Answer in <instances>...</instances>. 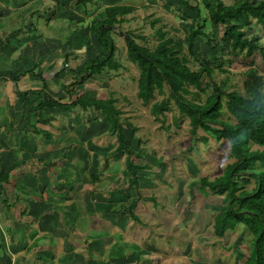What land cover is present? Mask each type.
Here are the masks:
<instances>
[{
    "label": "rangeland",
    "instance_id": "rangeland-1",
    "mask_svg": "<svg viewBox=\"0 0 264 264\" xmlns=\"http://www.w3.org/2000/svg\"><path fill=\"white\" fill-rule=\"evenodd\" d=\"M109 1L111 0L99 4L96 0L78 3L80 18L65 16L67 14L62 11L60 18L56 16L53 21L44 24V27L40 25V33L37 31L38 27L31 28L26 30L27 35L22 30L19 32L22 35L6 40L2 35L3 30L10 28L11 31L15 26L17 32L21 29H18L21 21L15 17L21 19L23 16L13 14L12 27L9 21H4V15L0 18V76L9 78L12 71L15 72L18 68L20 58L28 62L24 69L32 71V62H39L38 57L43 54L45 63L40 70L44 71V77L48 79L45 81L48 92L53 91L66 99L67 93L61 89V85L71 82L70 88L75 94L114 97V105L120 110L118 116L124 125V136L129 139L131 148L135 152L138 150L137 155H130V160L144 166L135 169L138 182L134 185L127 184V178L132 173L124 166L125 153L115 151L118 140L114 131L107 129L108 122L103 117L90 121L93 118L91 116L98 114L97 111H90L89 108L82 110L79 106L72 109L51 107L42 109L41 115L37 117L33 115L31 106L25 105L28 107L26 111L20 98L14 94L12 104L0 109V118L3 114L7 118L5 123L0 119V170L6 164L10 167L3 169L8 181L15 175V165H21L20 158L15 164L2 165V161H5L2 157L5 149L2 133L11 131L14 134L12 151L17 152V156L21 154V149L29 153V157L26 154L28 167L25 165L28 172H23L28 175L23 176L24 181L17 182L18 186L23 185L28 195L21 196L37 201L35 212L55 207L59 214L57 218L60 219L49 230L45 225L49 218L42 217L37 231L43 234L48 230V234L60 238L61 242L56 239L50 243L52 238L48 239L38 258L34 255L36 239L30 237L28 264H101L111 255V247H115L113 253H116V249L121 253H116L109 264H242L249 253L251 233L245 225L237 222L234 226L227 227L221 235L215 234L212 228L213 216L225 206L227 194L215 193L200 182L202 176L211 179L219 175L224 165L233 159L229 154L228 141L217 139L211 132L200 127L196 128L195 133H191L188 117L178 111L172 99L165 110L152 114L149 111L150 104L159 100L162 94L155 91L154 97L145 103L141 101L136 94L139 69L135 62L129 60L125 50V31L133 35L135 42L149 48L157 41V27L173 39H184L188 27L194 24L192 11L186 5L177 4L176 0H119L133 6L109 32L115 44L114 57L121 65L117 69L94 74L83 82L73 81L72 71L79 68L82 59L101 51L92 30L87 28V23L90 18L100 17L99 11H94L101 5L111 3ZM196 1L188 0L190 4ZM223 1L229 3L233 0ZM69 5L74 8L72 3ZM200 7L204 18L205 10L201 5ZM204 20L202 30L216 45L207 44L205 36L197 35L193 46L196 57L187 52L185 45L179 54L184 56L185 62L192 69H197L206 59L212 71L202 75L206 84L203 92L198 91L196 97L187 93L185 96L202 100L209 93L212 82L242 95H250L254 87L263 90L264 54L255 50L246 55L241 50L231 49L228 37L223 34L227 24L213 23L206 18ZM228 24L244 28L246 35L254 34L256 41L264 44V25L254 19L248 22L231 20ZM6 44L9 48H4ZM54 48L56 59L54 53H48ZM44 49L46 50L43 52ZM15 56L18 57L15 59ZM55 68L56 73H53ZM20 75L22 74L17 75L18 78ZM10 84L13 85L12 81ZM0 90H5L4 85H1ZM166 93L167 85L164 84L163 94ZM219 117L235 121L223 102ZM34 121L37 126H49L56 140L49 143L51 134H43V130L47 129L37 127L33 124ZM6 125L13 126V129L6 128ZM26 126L34 127L30 129L34 134L30 133L28 138L22 132ZM50 126L62 128L57 130ZM127 126H132L133 129ZM22 136L25 140L21 145ZM253 148L260 146L249 142V149ZM84 149L87 151L85 161L82 160ZM92 173L98 178L93 179L90 175ZM44 177L46 185L41 190ZM64 179L71 184L68 186L69 183ZM1 182L5 180L0 179ZM252 185L251 178L244 187L249 189ZM135 199L133 219L126 213L116 214V209L123 204L121 202L129 204ZM65 208L73 211L70 212L74 218L72 222L65 221ZM79 210L94 216L91 222H87V228L90 223L92 230L98 232L95 236L102 234L104 237L107 234V242L89 249L92 248L91 244L84 236L86 216ZM98 240H101L100 236ZM117 244L121 245L120 249L116 247ZM3 253L0 245V254ZM118 254H123L121 258L124 259L118 258Z\"/></svg>",
    "mask_w": 264,
    "mask_h": 264
},
{
    "label": "trees",
    "instance_id": "trees-1",
    "mask_svg": "<svg viewBox=\"0 0 264 264\" xmlns=\"http://www.w3.org/2000/svg\"><path fill=\"white\" fill-rule=\"evenodd\" d=\"M85 1L91 0H74V4H83ZM176 3L186 5L194 16V24L188 27L184 39H173L157 27L155 29L157 41L152 48H149L135 42L130 32H124L126 55L139 69L136 94L144 103L154 97L155 91L162 94L159 100L151 102L149 111L152 114L165 110L172 99L178 111L188 117L191 133H195L196 128L200 127L204 131L211 132L215 138L228 141L229 154L233 159L224 165L219 175L211 179L205 176L200 178V182L209 190L227 194L225 206L213 216L212 228L215 234L221 235L227 227H232L237 222L245 225L251 233V243L248 256L242 264H264V89L254 87L250 95H242L233 89L225 90L221 85L212 82L209 93L202 100L188 98L185 96L186 93L196 97L198 91L205 90L206 84L202 75L210 74L212 70L206 59H201L203 61L197 69H192L185 62L184 56L179 54L185 45L187 52L192 57H196L193 46L197 35L205 36L207 44L216 45L202 30L206 18L213 23L227 24L223 34L228 37V45L231 49L241 50L246 55L259 50L263 55L264 44L256 41V35L248 36L244 28L229 25L228 22L231 20L248 22L254 19L264 25V0H233L229 3L223 0H197L194 4H190L188 0H176ZM200 5L205 10L204 18L201 16ZM132 8L131 4L126 3L105 5L99 11L100 17L89 19L87 28L92 30L101 51L82 59L79 68L72 71L73 81L83 82L94 74L117 69L121 65L114 57L115 44L109 32L123 20L122 15ZM25 72L26 70L20 73L12 71L9 78L0 76V82L12 81V91L20 98L23 106H31L35 116H40L43 108L51 107L72 109L74 106H79L82 110L89 108L90 111H98L108 122L107 129H112L118 140L115 151L121 150L125 153L124 166L132 173L127 178V184L134 185L138 182L135 169L144 166L130 160V155H137L138 150L135 152L130 146L129 139L124 136V125L118 116L120 110L114 105V97L75 94L70 88L72 83L67 82L61 85V89L67 93V98L63 99L45 90L46 77L42 75L44 71L40 70L36 75L41 80L39 89L42 93L30 98L29 93L35 92V89L19 88L15 84L18 80L17 75ZM53 73H56V68ZM164 84L167 85L166 94H163ZM222 97H224L223 101ZM221 102L234 117V122L219 117ZM127 127L133 129L132 126ZM201 137L206 139L205 136ZM249 142L260 148L249 149ZM90 175L93 179L98 178L94 173ZM7 178V173L0 170V179L7 181ZM251 178L253 185L247 189L244 184ZM64 181L68 182L67 179ZM68 183L69 186L71 182ZM136 200H132L128 205L119 206L116 214L127 213L134 218L132 210L136 206ZM104 264H109V259Z\"/></svg>",
    "mask_w": 264,
    "mask_h": 264
},
{
    "label": "crops",
    "instance_id": "crops-1",
    "mask_svg": "<svg viewBox=\"0 0 264 264\" xmlns=\"http://www.w3.org/2000/svg\"><path fill=\"white\" fill-rule=\"evenodd\" d=\"M102 1L105 2V0H96V3L99 4V2H102ZM109 2H111V3L105 4V5H109V4H113V3H124V2H120L119 0L118 1L117 0H111ZM70 3L73 4L74 8H70V5H69ZM60 4L61 5L64 4V5L61 6ZM104 6L101 5V7L97 8L94 12L96 13L97 11H100ZM62 11H64L67 14L65 16L70 15L72 18L75 16H76V19L80 18V17H78L79 16L78 15V5H74V0H0V12H1L0 18H2V15H4L3 19H4V21L5 20L9 21V24L11 25L10 27L13 26L11 24L12 19H13V14H18L19 16L20 15L23 16V17H21V19H20V17H17V16L15 17L16 19H19L21 21V23L19 24L21 26L18 27V29L19 28H21V29H19L17 32H16L15 26L13 27V30H11V31H9L10 28L3 30L2 35L5 36L4 40H6V38L16 37V35H22V34H19V32H21L22 30H25L24 34L27 35L28 33L26 30L31 29V28H36V27H38L37 31L40 33L39 26L42 25V27H44V24H46L49 21H53L52 19L55 18L56 16H58L60 18ZM70 13H73V14H70ZM6 27H8V26L6 25ZM38 35H40V34H38ZM4 48H9V47L6 44L4 46ZM45 50L46 49H44L43 52ZM48 53H50V54L54 53V56H55L54 59H56L55 48L52 49L50 52L48 51ZM48 53H45V54H48ZM94 54H96V53H94ZM9 56H11V54ZM44 56L45 55L42 54L38 57L39 62H36V61L32 62V66L34 65V68L32 71L27 72V70L24 69L25 65H27L28 62L22 60L21 58L19 59L20 64L17 65L18 68L15 69L16 73L22 72L23 70H26V72L23 73L22 75H20L18 78V81L20 80L21 83H18V81H16V83H18L17 86H19V88L29 87V88L35 89L37 91V93H36V91L30 92V93H32V94L29 93L30 98L35 97L37 94L41 95V93H42L39 89V87L41 85V80L38 78V76L36 74L40 71V68L45 63V60L43 61ZM16 57H18V56H15V59H16ZM15 59L12 58V62H14ZM9 64H10V59H9ZM22 64H23V66L20 67V65H22ZM14 65H16L15 62H14ZM42 75L44 76V74H42ZM47 80L48 79H46V81ZM1 85H4L5 90L4 91L0 90V109L6 107V105H8L10 103L12 104V98L14 96V93L12 91V85L10 84L9 80L1 81L0 82V89H1ZM46 87H48V86H46ZM6 88H7V90H6ZM45 90L47 91L48 88H46ZM49 92H51V94H55L53 91H49ZM57 96H59V95H57ZM23 107L27 111L28 107L27 106H23ZM47 109H49V108H47ZM32 113L34 115V111H32ZM91 117H93V118L90 121L93 122L94 121L93 119L98 120L101 117V115L98 112V114H96V115L94 114ZM0 119H3L4 123H5V121H7V118L4 116V114L1 115ZM33 124H35L37 126L36 121H34ZM27 125H30V123ZM5 127L6 128L12 127V129H13V126H7L6 125ZM37 127L47 129L46 131L45 130H43V131L47 132L48 133V134L46 133L47 135L51 134L52 138L50 137L51 139H48L49 143L51 140H56V138H53L54 134H53V131L49 128V126H37ZM50 127H54V129H57V130H61V128H62L61 126H50ZM71 127L73 128V126H71ZM33 128L34 127L29 128V126H26L25 131H22V132L23 133L25 132V134L27 135V138H28L30 133L34 134L33 132L30 131V129H33ZM77 129H79V128H77ZM25 134L24 135L22 134V135L25 137ZM13 135L14 134L11 131H6V132L2 133V136H4V138H5V145H4L5 149H3V154H2V157L4 158L5 161H2L3 162L2 165H4L5 163L15 164L18 162L17 159H19V158H20L19 160H20L21 165H18V164L15 165L14 168H16V172H15V175L10 178V180L0 183V245L4 251L3 255L0 254V264H28V261H27L28 258L27 257L30 255V253L28 252L29 243L31 240L30 237L32 239H36L35 243L37 245L35 247L36 252H34V255L38 258L41 257L39 252L42 251L43 244H45L48 241V239L52 238L49 241L50 243H51V241L56 240V239H58V241L61 242L60 238H58L56 236L52 237L51 234H48L49 233L48 230L46 232H44L43 234H40L37 231L38 227H40V220H42V217H48L49 218V222L47 224H45L46 226H48L49 230L54 228L53 224L54 225L57 224V222H59L60 219L57 218V217H59V214L57 211H55V207L50 208V209H46L43 211H36L35 212V208H36L35 204L37 201L21 196V195H24V196L28 195V193H26L28 191L25 188H23V185L20 184V186H18L17 182H18V180H20V182L24 181L23 176L26 177L28 175V173H23V172L25 170L28 172V170H27L28 168L25 169V165H26V167H28L27 166V160L29 157V153L27 151L23 152V150L21 149V154H19V156H17L16 155L17 152L12 151V147H11L12 143L11 142H12ZM23 136L21 137V140H20L21 145H22L23 140H25V138H23ZM39 141L41 142V140H39ZM39 147H41V146L39 145ZM47 148H45V149H47ZM73 150L76 151V149L74 147H73ZM44 151H46V150H44ZM82 151H83L82 160L85 161L87 159V157H86L87 151L85 149ZM26 154H28V157ZM79 161H81V160L79 159ZM7 167H8L7 164L4 167L1 166V170H3L4 168H7ZM18 167H20V168H18ZM8 168H10V167H8ZM45 185H46V179L44 177V182L40 185V189L44 190ZM17 188H19V190H17ZM103 200H105V199H103ZM121 203H123L124 205H128L126 201H123ZM63 211L65 212L63 214L65 221L68 220V221L72 222L74 220V218L72 217L70 212H73V211H70L67 208H65ZM79 212H81L83 214V216L84 215L86 216L85 217L86 227L84 230V236L87 239V241L91 244L92 248H89V249L91 250L93 248H97V246L99 244H101L103 242H107V240H108V239H106L108 237L107 234H105L104 237L102 236V234L98 235L101 237V240L103 239L101 241V240H98V236H95L98 232H94V230H92V228H91L92 225L90 223L88 224L89 228H87V222H89V221L91 222V220L93 219L94 216L87 211L79 210ZM126 215H128V214L126 213ZM30 221H32V222L30 223ZM65 223L67 224V222H65ZM41 224L43 225V221L41 222ZM64 233L67 235V233L65 231H64ZM33 234H34V236H33ZM68 235H69V233H68ZM35 236L37 238H35ZM44 239H46V241H44ZM116 247L118 249H120L121 245L117 244ZM114 248L111 247V249H110L111 255H108L105 258L104 262H102L101 264H104L106 262V260H108V259L114 260V255L116 253H121V251L118 252L117 249H116V253H113ZM31 254H33V253H31ZM72 254H74V252H72ZM121 255H123V254H118V258H121ZM109 256H111V257H109ZM121 259H124V258H121ZM94 264H96V263H94Z\"/></svg>",
    "mask_w": 264,
    "mask_h": 264
}]
</instances>
